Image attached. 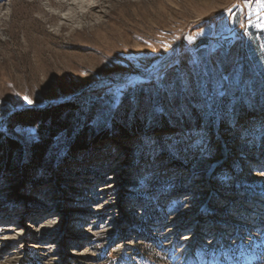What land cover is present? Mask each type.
<instances>
[{
    "label": "rangeland",
    "instance_id": "obj_1",
    "mask_svg": "<svg viewBox=\"0 0 264 264\" xmlns=\"http://www.w3.org/2000/svg\"><path fill=\"white\" fill-rule=\"evenodd\" d=\"M0 264H264V0H0Z\"/></svg>",
    "mask_w": 264,
    "mask_h": 264
},
{
    "label": "trees",
    "instance_id": "obj_2",
    "mask_svg": "<svg viewBox=\"0 0 264 264\" xmlns=\"http://www.w3.org/2000/svg\"><path fill=\"white\" fill-rule=\"evenodd\" d=\"M60 108H62V105L56 106V108H54L53 110L59 111ZM47 115H48V113L45 112L44 114L40 115L38 118L36 117L37 122H39L41 124L40 125L41 126L40 132H41V134H43L44 137H46L45 136V133H49V132H52V130H54L53 128L52 129L51 128L50 129L47 128L48 130L47 129H44L43 130V128H42L44 126L45 121L47 120L46 119ZM48 143H49V141L47 139V141H45L44 143L43 142L40 143L39 146H37L36 148H34L33 149L34 150V154H35L34 156L35 157H39V156L41 157V155L44 154L45 149L48 146ZM8 145L9 146L5 147V149L8 150V156H11L12 153L15 151V149H17L18 145H15V143H10Z\"/></svg>",
    "mask_w": 264,
    "mask_h": 264
},
{
    "label": "bare ground",
    "instance_id": "obj_3",
    "mask_svg": "<svg viewBox=\"0 0 264 264\" xmlns=\"http://www.w3.org/2000/svg\"><path fill=\"white\" fill-rule=\"evenodd\" d=\"M51 199L54 200L55 199V196H52Z\"/></svg>",
    "mask_w": 264,
    "mask_h": 264
},
{
    "label": "snow or ice",
    "instance_id": "obj_4",
    "mask_svg": "<svg viewBox=\"0 0 264 264\" xmlns=\"http://www.w3.org/2000/svg\"><path fill=\"white\" fill-rule=\"evenodd\" d=\"M221 95H223V93H221ZM30 102V101H29Z\"/></svg>",
    "mask_w": 264,
    "mask_h": 264
}]
</instances>
